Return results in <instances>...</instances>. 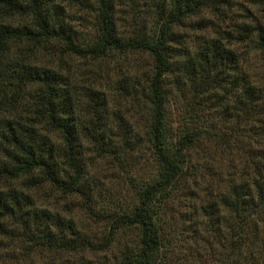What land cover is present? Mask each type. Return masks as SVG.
Returning a JSON list of instances; mask_svg holds the SVG:
<instances>
[{
  "label": "trees",
  "instance_id": "obj_1",
  "mask_svg": "<svg viewBox=\"0 0 264 264\" xmlns=\"http://www.w3.org/2000/svg\"><path fill=\"white\" fill-rule=\"evenodd\" d=\"M140 1L157 16L153 32L138 28L124 37L117 31L118 7L139 0H93L98 35L86 42L70 26L66 4L90 5L91 0H0V183L22 179L24 187L0 188V232L21 226L34 254L43 249L79 255L106 251L110 264H158L166 202L178 183L191 179L200 187L207 179L200 187L205 199L191 206L198 213L191 222L198 231L210 232V240L219 246L224 257L216 256L212 263L264 264V22L235 23L232 30L190 48L172 27L212 0ZM57 43L67 56L84 59L143 52L152 59L151 70L116 80L124 108L123 114H116L108 109L104 91L56 69L43 52L37 62L31 60L38 48ZM237 47L246 51L240 53ZM171 73L175 84H189L193 103L201 94L207 105H218L209 108L226 115L225 121L244 124L245 140L234 135L235 145L220 144L217 131L190 122L172 128L165 113L173 91L167 81ZM142 113L145 119L139 122ZM86 140L102 157L111 154L127 161L139 177L141 152L147 151L155 171L137 182L130 179V206L97 205L96 184L86 180L79 149ZM205 140L230 158L223 177L214 178L208 166L194 164L197 156L191 151ZM231 154L246 155L237 166ZM40 183L81 196L88 216L105 223L106 232L94 241L84 226L34 206L26 188ZM130 228L136 229L134 243L123 241ZM12 262L13 257L0 256V264ZM87 263L80 257L78 264Z\"/></svg>",
  "mask_w": 264,
  "mask_h": 264
},
{
  "label": "rangeland",
  "instance_id": "obj_2",
  "mask_svg": "<svg viewBox=\"0 0 264 264\" xmlns=\"http://www.w3.org/2000/svg\"><path fill=\"white\" fill-rule=\"evenodd\" d=\"M146 3L135 2V4L122 3L116 11V27L121 36H131L136 29H144L153 32L156 27L157 16L153 11L146 10ZM151 8V7H149ZM148 8V9H149ZM66 15L70 26L76 31V35L82 41L93 42L98 35V26L95 16V5L91 0L90 5L70 2L66 4ZM18 19H14L17 21ZM261 20L264 22V0H212L210 6L205 7L197 14L188 16L182 23L172 27V31L180 34L182 45L193 48L209 36H218L223 31L232 30L235 23ZM237 51L245 52V47H237ZM49 57L50 62L56 69L67 71L79 77L81 83L90 88L99 89L106 93L110 100L109 110L116 114H123V105L119 100V91L116 80L133 71L148 74L151 70L152 59L143 52H130L120 54L112 52L102 59H84L76 56H67L60 44L45 45L38 48L31 60L38 61L39 55ZM44 59H42V62ZM125 77V79H128ZM174 75L167 74V81L172 83V95L166 105V119L172 128L180 127L181 123L190 122L196 127H209L222 137L220 144L235 145L232 136L240 140L246 138V127L240 123L235 125L232 121H225L228 118L223 116L221 111L215 109L218 105L203 101V95L199 94L195 102L192 100V91L189 84H175ZM177 85L180 89L174 87ZM209 105L216 106L215 109ZM126 119L127 115H124ZM145 113L140 116L139 122H143ZM57 135V134H56ZM54 139L60 141L58 136ZM214 145V143L212 142ZM208 140L202 141L196 150L191 151L195 156V165L208 166L207 171L214 175V178L223 177V169L227 163L226 153L220 152L216 147L212 148ZM242 145L243 147V143ZM258 145V144H256ZM95 144L88 140L84 141L82 147L81 160L86 164V180L96 184V197L99 201L97 205L104 208L121 206L126 208L133 202L134 186L130 179L140 180V177L149 175L155 171L152 159L147 155V151L141 152L142 163L140 164L142 175L131 172L127 161H121L117 156L108 154L102 157V151H98ZM204 150V151H203ZM199 153V155L197 154ZM235 165L242 164L244 155L237 156L231 154ZM71 173L72 171L69 170ZM22 179L15 182L3 184L4 186L18 187L23 189ZM204 183L207 179H203ZM200 183V187L204 185ZM6 184V185H5ZM4 185V186H3ZM37 187L26 188V192L31 199V203L36 207H41L50 212H57L63 221H73L83 229L93 233L94 241L107 230V225L103 222L95 223L87 214L81 196H71L63 193L59 189L45 183L36 184ZM191 179L180 182L173 191V196L166 202V210L162 217L165 221L163 226V246L162 256L158 264H213L216 256L223 258L220 248L211 239V233L207 230L199 229L195 221L191 222L192 215L197 217L196 210H192L194 204L197 205L205 199L202 190ZM186 188V189H185ZM94 189V186H93ZM95 191V190H94ZM193 192V193H192ZM192 210V211H191ZM21 226H16L11 232H0V256L13 257L16 262L9 264H78L80 257L89 264H110V252L85 251L79 255L68 251L41 250L40 253H32L31 246L24 240ZM201 237V238H200ZM207 237V238H206ZM206 238V239H205ZM123 241L134 243L136 241V229L130 228L123 233ZM220 254V255H219ZM87 263V264H88ZM4 264V263H2Z\"/></svg>",
  "mask_w": 264,
  "mask_h": 264
}]
</instances>
